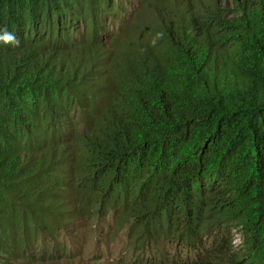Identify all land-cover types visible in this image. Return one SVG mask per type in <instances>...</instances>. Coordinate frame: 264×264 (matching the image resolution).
<instances>
[{
	"label": "trees",
	"instance_id": "trees-1",
	"mask_svg": "<svg viewBox=\"0 0 264 264\" xmlns=\"http://www.w3.org/2000/svg\"><path fill=\"white\" fill-rule=\"evenodd\" d=\"M131 4L0 0V264L111 215L119 260L264 264V0H181L137 49Z\"/></svg>",
	"mask_w": 264,
	"mask_h": 264
},
{
	"label": "rangeland",
	"instance_id": "rangeland-1",
	"mask_svg": "<svg viewBox=\"0 0 264 264\" xmlns=\"http://www.w3.org/2000/svg\"><path fill=\"white\" fill-rule=\"evenodd\" d=\"M139 1L140 4L147 3L148 7L141 10V16L138 20L132 21V15L136 13V11H139L141 6L140 4H131L132 8L127 10L129 14L127 21L131 23L127 26H123L124 34L119 42L121 45H129L133 49L146 46L147 43L157 35L158 20L169 17L172 11L179 6L181 0ZM119 29H121V26ZM110 39L111 36L106 40L108 44H105L107 46L105 48L108 51L107 53L114 52L112 48L116 47V45L110 46ZM83 56L84 58L90 59V55L87 52H83ZM102 223H104L107 228H103ZM116 223L118 224L112 215L104 217L103 219H97L96 217L90 219H77L74 224L75 231L73 234L83 236L84 242L71 241L73 245L72 249L75 250L74 256L62 258L56 261V263L34 262L19 259L16 260L14 264H136V261L131 259V252L124 253V255L126 254L125 259L123 257V260H119L121 253L127 251L129 248V238L127 235L128 232L125 229L121 231L120 236L114 240V234L116 235L118 232L117 229H115L117 227ZM113 229H115L114 233L112 232ZM129 259H131V261H128Z\"/></svg>",
	"mask_w": 264,
	"mask_h": 264
}]
</instances>
